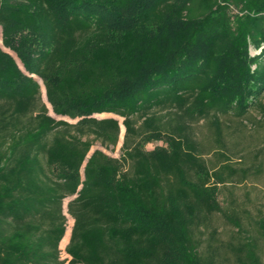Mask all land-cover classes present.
<instances>
[{"label":"trees","instance_id":"trees-1","mask_svg":"<svg viewBox=\"0 0 264 264\" xmlns=\"http://www.w3.org/2000/svg\"><path fill=\"white\" fill-rule=\"evenodd\" d=\"M0 27V264H264V204L220 197L261 171L227 140L264 130V0H0Z\"/></svg>","mask_w":264,"mask_h":264},{"label":"rangeland","instance_id":"rangeland-1","mask_svg":"<svg viewBox=\"0 0 264 264\" xmlns=\"http://www.w3.org/2000/svg\"><path fill=\"white\" fill-rule=\"evenodd\" d=\"M1 27H0V38H1ZM260 50H255L252 48V54H258ZM38 79V78H37ZM42 86V93L43 99L47 103L50 114L55 116L57 119H64L69 122H75V120H71L67 117H60L56 116L50 104L47 102L46 98V91L44 90L43 83L40 79H38ZM45 92V94H44ZM252 116L256 120H260V114L257 111L251 112ZM98 118H116L121 123V134L119 143L116 147L105 148L100 145L99 142L95 144V148L103 149L108 154L120 157L121 155V148L124 141L125 136V127L123 126V118L116 115V114H101L96 115ZM251 121H249V124ZM255 124V123H254ZM204 125V124H203ZM199 125L196 126L198 131L199 139L205 141L207 136V128L204 126ZM243 132L235 134L232 138L227 140V148L232 152H227V154L232 158V165L236 168H240L242 166H250L253 163H256V166H261V171L257 174H254L253 171L250 172V175L247 178L241 179L236 177L229 182L225 186L221 187L220 197L223 200L224 208L229 209L230 211H236L242 218L243 224L245 227L252 228L251 222L255 220L258 216L259 210L263 207L264 204V130H256L254 125L251 127H246L242 129ZM242 134V135H241ZM237 144V145H236ZM212 150L206 151V158L207 160L217 163V158L215 157V153ZM259 153V157L256 160L254 157L256 153ZM245 156V157H244ZM246 158V159H245ZM254 174V175H253ZM71 198L65 200L64 209L65 214L68 218L67 221V229L68 227H72L74 225V219L71 215L68 214L67 205ZM216 226L220 228V236L223 239H229V236L235 232V229L229 224L226 220H220L216 223ZM69 243V242H68ZM68 243H61V259L64 261V264H71L70 263V256L66 253V247Z\"/></svg>","mask_w":264,"mask_h":264},{"label":"bare ground","instance_id":"bare-ground-1","mask_svg":"<svg viewBox=\"0 0 264 264\" xmlns=\"http://www.w3.org/2000/svg\"><path fill=\"white\" fill-rule=\"evenodd\" d=\"M69 234H70V229L67 231V235L65 236L64 241L67 239V237L69 236Z\"/></svg>","mask_w":264,"mask_h":264},{"label":"crops","instance_id":"crops-1","mask_svg":"<svg viewBox=\"0 0 264 264\" xmlns=\"http://www.w3.org/2000/svg\"><path fill=\"white\" fill-rule=\"evenodd\" d=\"M98 115H101V114H98Z\"/></svg>","mask_w":264,"mask_h":264}]
</instances>
